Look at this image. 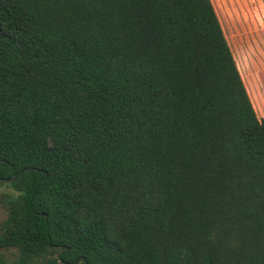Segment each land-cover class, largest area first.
Instances as JSON below:
<instances>
[{"label": "trees", "instance_id": "obj_1", "mask_svg": "<svg viewBox=\"0 0 264 264\" xmlns=\"http://www.w3.org/2000/svg\"><path fill=\"white\" fill-rule=\"evenodd\" d=\"M237 67L210 0H0V264H264Z\"/></svg>", "mask_w": 264, "mask_h": 264}, {"label": "rangeland", "instance_id": "obj_2", "mask_svg": "<svg viewBox=\"0 0 264 264\" xmlns=\"http://www.w3.org/2000/svg\"><path fill=\"white\" fill-rule=\"evenodd\" d=\"M236 66L264 64V0H210ZM1 190H5L2 187ZM5 211L0 207V221Z\"/></svg>", "mask_w": 264, "mask_h": 264}, {"label": "crops", "instance_id": "obj_3", "mask_svg": "<svg viewBox=\"0 0 264 264\" xmlns=\"http://www.w3.org/2000/svg\"><path fill=\"white\" fill-rule=\"evenodd\" d=\"M237 67V66H236ZM237 69H238V67H237ZM239 72V71H238ZM245 74V77L246 78H248L247 77V74L246 73H244ZM241 77V76H240ZM252 78V77H251ZM242 80V79H241ZM247 81L249 82V79H247ZM244 85V84H243ZM244 88H245V91H246V93H247V95H248V98H249V100H250V103H251V105H252V108H253V110H254V113H255V115H256V117L257 118H264V111H257V109H256V107H255V105H254V103H253V101H252V99H251V96H250V94L247 92V90H246V87L244 86ZM264 110V109H263Z\"/></svg>", "mask_w": 264, "mask_h": 264}, {"label": "water", "instance_id": "obj_4", "mask_svg": "<svg viewBox=\"0 0 264 264\" xmlns=\"http://www.w3.org/2000/svg\"><path fill=\"white\" fill-rule=\"evenodd\" d=\"M76 262V261H75Z\"/></svg>", "mask_w": 264, "mask_h": 264}]
</instances>
